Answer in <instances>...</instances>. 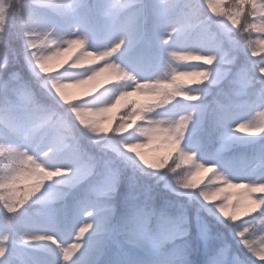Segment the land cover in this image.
Segmentation results:
<instances>
[{
	"label": "clouds",
	"instance_id": "9594fccd",
	"mask_svg": "<svg viewBox=\"0 0 264 264\" xmlns=\"http://www.w3.org/2000/svg\"><path fill=\"white\" fill-rule=\"evenodd\" d=\"M0 264H264V0H0Z\"/></svg>",
	"mask_w": 264,
	"mask_h": 264
},
{
	"label": "trees",
	"instance_id": "16d2710c",
	"mask_svg": "<svg viewBox=\"0 0 264 264\" xmlns=\"http://www.w3.org/2000/svg\"><path fill=\"white\" fill-rule=\"evenodd\" d=\"M12 43L15 47H19L18 42L12 41ZM157 195L163 197L166 194L160 193L157 191ZM189 213L191 216H193L194 215V209L190 208ZM201 215H203L207 219L209 226H210V229H212L214 232L218 233L219 236L221 237V240H227L228 242L232 243V246L234 249L236 248V242L232 239V236L229 234V232L223 226L219 225L213 218L207 216V214L201 213ZM190 225H191L193 231L195 232L196 230H195L194 222H191Z\"/></svg>",
	"mask_w": 264,
	"mask_h": 264
},
{
	"label": "rangeland",
	"instance_id": "374dc122",
	"mask_svg": "<svg viewBox=\"0 0 264 264\" xmlns=\"http://www.w3.org/2000/svg\"><path fill=\"white\" fill-rule=\"evenodd\" d=\"M188 216H189V223L194 222L195 230L197 228V225H206L207 228L210 229L209 223H208L207 219L203 215H201V218H197L195 216V214L193 216H191L190 213L188 212Z\"/></svg>",
	"mask_w": 264,
	"mask_h": 264
}]
</instances>
